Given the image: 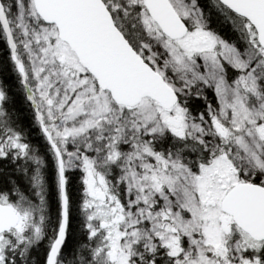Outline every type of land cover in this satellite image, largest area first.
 Masks as SVG:
<instances>
[{"label":"snow or ice","instance_id":"obj_1","mask_svg":"<svg viewBox=\"0 0 264 264\" xmlns=\"http://www.w3.org/2000/svg\"><path fill=\"white\" fill-rule=\"evenodd\" d=\"M0 264H264V0H0Z\"/></svg>","mask_w":264,"mask_h":264}]
</instances>
